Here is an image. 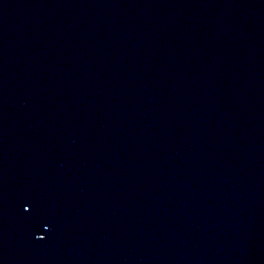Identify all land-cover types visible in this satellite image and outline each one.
<instances>
[{
	"label": "water",
	"instance_id": "1",
	"mask_svg": "<svg viewBox=\"0 0 264 264\" xmlns=\"http://www.w3.org/2000/svg\"><path fill=\"white\" fill-rule=\"evenodd\" d=\"M0 264H264V0H0Z\"/></svg>",
	"mask_w": 264,
	"mask_h": 264
},
{
	"label": "snow or ice",
	"instance_id": "2",
	"mask_svg": "<svg viewBox=\"0 0 264 264\" xmlns=\"http://www.w3.org/2000/svg\"><path fill=\"white\" fill-rule=\"evenodd\" d=\"M25 210L27 211V210H28V208L26 207V208H25ZM39 239H44V237H43V236H41V237H39Z\"/></svg>",
	"mask_w": 264,
	"mask_h": 264
}]
</instances>
